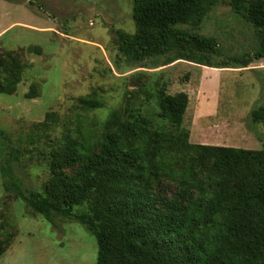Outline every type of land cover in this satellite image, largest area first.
<instances>
[{
    "label": "trees",
    "instance_id": "16d2710c",
    "mask_svg": "<svg viewBox=\"0 0 264 264\" xmlns=\"http://www.w3.org/2000/svg\"><path fill=\"white\" fill-rule=\"evenodd\" d=\"M218 2L134 0L135 33H116L121 54L133 62L165 56L166 65L184 60L230 68L211 63L210 56L219 53L215 38L178 28L199 29ZM228 4L259 33L254 55L232 59L246 68L264 59V0ZM27 52L42 55L38 46ZM24 70L16 51L0 53V94H15ZM25 97H37L36 84ZM156 98L159 124L140 108H128L113 110L99 134L80 127L65 131L49 152L50 178L43 191H25L14 171L24 149L0 131L8 147L1 161L4 190L53 226L55 218L85 225L97 240L96 264H264V147L191 144L182 128L188 94L159 90ZM78 103L86 112L104 106L96 90ZM253 119L264 125V105ZM60 121L56 112H48L32 126L28 141L47 138ZM164 181L176 184L178 192L161 194ZM8 210L4 204L0 213V258L17 235Z\"/></svg>",
    "mask_w": 264,
    "mask_h": 264
},
{
    "label": "rangeland",
    "instance_id": "374dc122",
    "mask_svg": "<svg viewBox=\"0 0 264 264\" xmlns=\"http://www.w3.org/2000/svg\"><path fill=\"white\" fill-rule=\"evenodd\" d=\"M0 0V53L16 51L25 65L22 82L13 95L0 94V131L23 147L24 158L14 164L25 191H43L50 178L48 155L67 130L91 128L97 134L115 109L140 108L159 124L156 94L186 92L189 106L182 128L195 145L246 150L264 147V125L253 112L264 105V59L246 68L233 58L254 55L259 49L257 29L219 0L199 29L181 30L215 38L219 53L211 68L179 60L165 64V56L127 60L119 50L118 31L134 34V0ZM38 46L42 55L27 52ZM36 84L37 97L26 99ZM98 91L104 106L90 112L79 108L81 97ZM151 96L150 100L148 96ZM48 112L61 121L40 142L28 141L32 126ZM8 147L0 137V213L17 235L0 264H96L97 240L80 222L55 218L56 226L29 209L22 199L3 188L1 161ZM179 188L170 181L159 192L173 196ZM82 210V208H78Z\"/></svg>",
    "mask_w": 264,
    "mask_h": 264
},
{
    "label": "crops",
    "instance_id": "0c3cea01",
    "mask_svg": "<svg viewBox=\"0 0 264 264\" xmlns=\"http://www.w3.org/2000/svg\"><path fill=\"white\" fill-rule=\"evenodd\" d=\"M2 33H0V36H1Z\"/></svg>",
    "mask_w": 264,
    "mask_h": 264
}]
</instances>
